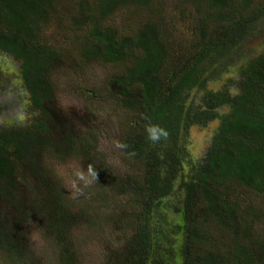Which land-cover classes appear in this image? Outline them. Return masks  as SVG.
<instances>
[{"label": "rangeland", "instance_id": "1", "mask_svg": "<svg viewBox=\"0 0 264 264\" xmlns=\"http://www.w3.org/2000/svg\"><path fill=\"white\" fill-rule=\"evenodd\" d=\"M260 2L252 0L249 5L239 8L236 1L231 0L230 5L233 4V11L238 6L241 13L239 23L246 27L248 15L259 8ZM96 4V0L58 1L55 13L50 15L46 29L41 32L44 44L54 53L48 71L54 92L52 101L46 102L48 116L33 106L21 76L19 60L0 49V129L25 128L36 121L44 122L47 127L37 133L38 140L47 146L36 148L35 144L33 148L32 161L36 172L33 173L25 161L16 163L12 193L0 195V227L10 237L9 243L16 254L15 261L4 257L0 264H57L55 259L58 260L59 249L51 231L49 203L56 205L53 213H60V219L72 227V246L63 247L60 253L72 256L74 252L76 261L72 257L69 259L72 264H139L138 233L143 223L146 191L122 190L124 182L130 180L134 185L135 180H140L141 169L133 156L116 147L125 134H130L137 121L135 110L126 103L127 97L137 95L136 89L126 88L128 95H120L121 88L117 82V78L127 70V65L131 64L128 60L133 57L127 56L118 62L93 57L92 50L102 48L90 32L91 15L98 13L96 10L92 12ZM222 7L217 8L212 0H147L142 5L127 0L126 3H114L111 12L98 18V23L104 31L121 41L142 26L155 23L173 38L166 59L174 64L180 60L179 55L186 45L204 46L198 40L199 20L206 22L201 23V27L208 25L207 28L218 30L215 38H220L226 24L220 27L217 22L220 19L213 12H220L229 5ZM223 15L226 14L223 12ZM259 16L254 29L247 33L239 56L231 59L234 68L214 76L207 83L208 88L227 87L232 94L238 92L239 72L243 64L264 52V17ZM204 61L207 65L210 63L207 57ZM201 98V92L193 89L186 102L191 101L199 109L201 107L197 103ZM217 110L220 114L229 113L227 106ZM219 124V119H213L200 127L191 126L187 136L181 139L185 144L183 179L186 175L191 176L193 168L202 169ZM73 136L87 141L89 154L78 155L74 146L66 144ZM89 165L97 174L105 173L116 178L114 188L110 190L105 183L98 181L97 175L92 176L88 171ZM235 185L237 183L226 187L219 185L217 193L232 199L236 208L231 205L227 207L228 212L232 215L236 211L234 215L243 216L242 219H231L226 227V219L222 214L218 217L214 206L211 215L214 226H209L208 238L217 244V254L223 255L220 257L223 264H264L263 251L256 243L264 239L260 231L264 226V199ZM177 186L178 181L174 184L175 189ZM178 195L170 194L159 205L163 216L158 223L160 249L155 256L163 255L167 264L181 262L182 222L172 215L173 204L179 205L180 202ZM153 225L151 228L155 229ZM245 225L254 228V236L247 232L249 238L245 253L248 257L239 259L234 248L239 239L241 244L246 243L240 229ZM235 229L237 231L232 232ZM233 233H236L234 237ZM4 247L0 240V250ZM247 247L249 251L251 247L252 257ZM170 248L174 253L168 261ZM131 252L135 256L130 255Z\"/></svg>", "mask_w": 264, "mask_h": 264}, {"label": "trees", "instance_id": "2", "mask_svg": "<svg viewBox=\"0 0 264 264\" xmlns=\"http://www.w3.org/2000/svg\"><path fill=\"white\" fill-rule=\"evenodd\" d=\"M58 1L60 0H0V49L19 60L29 98L33 106L46 116L49 115L46 102L52 101L54 95L48 76L54 53L44 44L41 32L46 29L50 15L55 13ZM96 1L92 12L96 10L98 13L91 15L90 32L91 37L102 44V48L99 51L92 50L93 57L112 62L125 60L127 56L133 57L128 60L131 64L127 65V70L117 78V82L121 88L120 95H128L126 88L137 91L136 96L126 98L129 108L135 110L137 121L133 124L134 129L130 134H125L121 142H126L129 149L136 153L133 158L140 163V180H135L134 185L128 180L121 188L126 192L146 191L143 223L141 222L138 233L141 249L138 263L167 264L163 255L155 256L160 249L158 233L161 230L157 229L163 216L159 205L163 198L177 193L180 202L179 205L173 204L172 215L182 222L180 264H223L220 258L223 255L217 254V244L210 241L207 235L209 226H214L211 222L214 206L218 217L222 214L226 219V227L230 225L231 219L239 220L243 216L234 215L236 211L232 215L228 212L227 207L232 205V199H227L223 193H217L218 186L226 187L237 183L244 191L264 199V52L246 60L242 69H239L240 88L235 94L227 90V87L208 88L207 83L219 73L234 68L232 57L239 56L247 33L256 25L257 15L264 17V0H261L259 8L253 14L248 15L246 27L239 23L241 13L238 6H247L252 0H235L238 5L235 11L232 10L233 4L230 5L231 0H212L217 8L229 5L220 12H213L220 19L217 21L220 27L226 24L220 38H215L218 30H211L207 28L208 25L201 27V23L205 21L199 20L198 40L204 46L186 45L179 55L180 60L174 64L166 59L173 41L171 35L168 36L151 22L121 41L119 37L104 31L98 18L111 12L114 3H126L127 0ZM128 1L142 5L147 0ZM223 12L232 20L223 15ZM224 18L228 20L224 21ZM206 57L210 61L208 65L204 61ZM193 89L202 95L197 103L201 107L199 109L191 101L188 104L186 102ZM221 106L229 108L228 115L218 112L217 109ZM213 119H219L220 124L213 138V145L208 149L205 163L202 169L193 168L191 176L186 175L183 179L181 172L185 144L181 139L187 136L191 126L200 127L207 120ZM150 123L165 127L168 137L159 143L149 141L146 128ZM45 129L46 124L42 121H36L25 128L0 129V195L12 193L16 163L25 161L30 170L36 172L35 162L32 161L33 148L35 144L36 148L47 146L37 136V133ZM66 144L74 146L78 155L89 154L86 140L73 136ZM104 174H97V179L112 190L116 178ZM49 207L51 231L59 249L58 260H55L57 264H72L69 259L72 257L76 261L74 252L72 256L60 254L63 247L72 246V227L66 220L60 219V213H53L56 205L49 203ZM232 207L236 208V204ZM152 225L155 229L151 228ZM240 229L246 243L241 244L242 240L239 239L235 245L239 259L248 257L245 253L249 238L247 232L254 236V228L245 225ZM260 231L264 237V226L260 227ZM172 232H175V228H172ZM9 238L0 227V240L5 246L1 249L2 252L0 250V259L7 257L10 261H15L16 254L12 251ZM256 243L258 248L260 245L264 258V239ZM247 248L249 251V247ZM171 251V248L167 251L168 261L173 258L174 252ZM249 253L252 257L251 247ZM130 255L135 256L134 252ZM235 261L238 262L237 259Z\"/></svg>", "mask_w": 264, "mask_h": 264}, {"label": "clouds", "instance_id": "3", "mask_svg": "<svg viewBox=\"0 0 264 264\" xmlns=\"http://www.w3.org/2000/svg\"><path fill=\"white\" fill-rule=\"evenodd\" d=\"M147 139L152 143H159L166 139L169 135L167 129L159 124L150 123L147 128ZM116 147L122 150H126L129 156H135L136 153L129 149V145L126 142H117ZM88 171L92 176H96L97 173L92 165L88 166Z\"/></svg>", "mask_w": 264, "mask_h": 264}, {"label": "bare ground", "instance_id": "4", "mask_svg": "<svg viewBox=\"0 0 264 264\" xmlns=\"http://www.w3.org/2000/svg\"><path fill=\"white\" fill-rule=\"evenodd\" d=\"M51 77V76H50Z\"/></svg>", "mask_w": 264, "mask_h": 264}]
</instances>
